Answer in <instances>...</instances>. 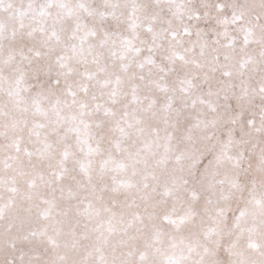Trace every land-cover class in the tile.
Returning a JSON list of instances; mask_svg holds the SVG:
<instances>
[{"label":"snow or ice","instance_id":"6c2138e0","mask_svg":"<svg viewBox=\"0 0 264 264\" xmlns=\"http://www.w3.org/2000/svg\"><path fill=\"white\" fill-rule=\"evenodd\" d=\"M0 264H264V0H0Z\"/></svg>","mask_w":264,"mask_h":264}]
</instances>
